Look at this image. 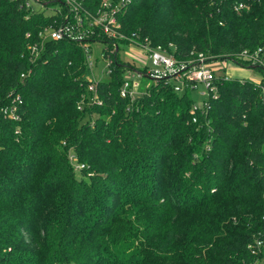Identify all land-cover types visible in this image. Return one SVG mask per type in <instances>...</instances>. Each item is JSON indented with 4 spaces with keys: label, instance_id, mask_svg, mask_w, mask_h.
Returning a JSON list of instances; mask_svg holds the SVG:
<instances>
[{
    "label": "trees",
    "instance_id": "trees-1",
    "mask_svg": "<svg viewBox=\"0 0 264 264\" xmlns=\"http://www.w3.org/2000/svg\"><path fill=\"white\" fill-rule=\"evenodd\" d=\"M119 18L182 60L264 51V0H131ZM49 22L0 0V264H263L258 83L219 76L203 110L165 79L132 101L118 58L92 103L77 43L29 58L26 33Z\"/></svg>",
    "mask_w": 264,
    "mask_h": 264
},
{
    "label": "built area",
    "instance_id": "built-area-1",
    "mask_svg": "<svg viewBox=\"0 0 264 264\" xmlns=\"http://www.w3.org/2000/svg\"><path fill=\"white\" fill-rule=\"evenodd\" d=\"M43 6L50 3L58 4L50 17V22L41 27L35 35L27 32L26 36L31 41L28 44L29 58L36 61L42 58V54L49 41L67 40L77 43L85 54V61L89 70V89L93 91L90 97L92 103H101L97 87L101 80L109 77L115 70L118 58L125 65V75L120 87L122 97H129L132 101L145 93L142 89V81L145 78V88L150 85L149 80L165 79L174 83V89L182 92L185 90L199 89V85L205 88L201 92L207 95L202 106L194 104L193 111L203 110L209 105L211 98L218 97L217 80L219 76L204 52H197L189 60L178 59L174 53L162 45L154 46L147 39L140 40L135 32L127 33L119 18L131 0H101L91 7L88 0H35ZM26 7L35 9L32 0H22ZM249 3L241 2L236 5V10L249 8ZM39 10V9H36ZM42 11V10H40ZM123 46H134L141 50V57L147 61L142 66L134 67L122 56ZM127 53V52H126ZM126 55V54H125ZM240 64L247 63L254 68H262V76L256 81L260 86L264 101V51L261 47L255 50L244 49L235 58L229 59ZM30 74L23 72L22 77ZM224 79L232 76L224 75ZM244 80L243 78L240 79ZM6 113L12 118L18 117L17 106L6 109ZM196 121V118L193 117ZM261 248L262 242H257ZM255 252V250H253ZM264 264V263H263Z\"/></svg>",
    "mask_w": 264,
    "mask_h": 264
},
{
    "label": "rangeland",
    "instance_id": "rangeland-1",
    "mask_svg": "<svg viewBox=\"0 0 264 264\" xmlns=\"http://www.w3.org/2000/svg\"><path fill=\"white\" fill-rule=\"evenodd\" d=\"M32 4L35 9L42 10L46 16H51L55 11V8L58 7V4L53 2L50 3L48 6H43L38 2H36L35 0H32ZM122 51L123 52L121 54L124 57V59L130 62V64L134 67L142 66L144 62L147 63V61L141 57V50L137 47L123 46ZM211 65L216 70V74L218 76L229 75L232 76L233 78H238V79L251 78L255 81H259L262 76V72L260 71V69L251 67L247 63L240 64L237 62H233L232 60L229 59L213 61ZM138 79L142 81V83L147 81L145 78L139 77ZM204 90L205 88L203 87V85H199V89L189 91V95L191 96V98L194 99L195 104L197 106H202L203 102L208 99L207 95L201 94V92ZM72 158L73 160H75L74 157ZM80 165H82V167L84 166V164H80Z\"/></svg>",
    "mask_w": 264,
    "mask_h": 264
}]
</instances>
